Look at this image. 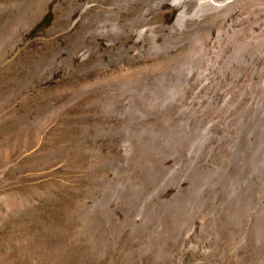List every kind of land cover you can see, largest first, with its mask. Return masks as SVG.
<instances>
[{
  "label": "rangeland",
  "instance_id": "1",
  "mask_svg": "<svg viewBox=\"0 0 264 264\" xmlns=\"http://www.w3.org/2000/svg\"><path fill=\"white\" fill-rule=\"evenodd\" d=\"M178 1L15 0L16 62L0 67V264H254L264 254L252 247L245 263L238 248L239 141L190 134L195 116L225 114V99L238 112L259 92L264 105V73L253 86L226 67L221 9L179 24Z\"/></svg>",
  "mask_w": 264,
  "mask_h": 264
},
{
  "label": "bare ground",
  "instance_id": "2",
  "mask_svg": "<svg viewBox=\"0 0 264 264\" xmlns=\"http://www.w3.org/2000/svg\"><path fill=\"white\" fill-rule=\"evenodd\" d=\"M34 1V0H33ZM50 1V0H47ZM102 1V0H100ZM115 1V0H114ZM118 1V0H117ZM132 0H119L120 3H115V4H120L125 5L128 2H130ZM137 1V0H136ZM141 1V0H140ZM148 1V0H147ZM157 1V0H156ZM174 1V0H172ZM176 1V0H175ZM180 1V2H179ZM178 2L181 4V12L179 14H177L176 16V21L180 20L182 22H185L183 20H185V14L187 12H189L190 10L192 11H197V12H202L204 14L205 13H212L213 11H219V9H221L224 12V20L225 23V28H224V35H223V48L226 51L225 53H227L226 55V59H225V63H226V67L231 69V68H236L238 73H251V78H250V83H253V86L255 85L254 80L256 78V83H257V79H258V73H264V0H225V2H223V4L221 6H219V4H206V2L202 1V2H193L191 0H179ZM219 1V0H218ZM223 1V0H222ZM88 2V0H87ZM86 2V3H87ZM144 2V1H143ZM164 2V1H163ZM163 2L161 1L160 3H158L157 7L159 9H161L160 7L162 6ZM170 2V1H169ZM204 2V3H203ZM217 2V1H216ZM100 3V2H99ZM103 3V2H102ZM101 3V4H102ZM105 3V2H104ZM133 3V2H131ZM145 3V2H144ZM215 3V2H214ZM220 3V2H219ZM29 4V3H28ZM41 4V3H40ZM149 4V3H148ZM177 4V3H176ZM221 4V3H220ZM15 0H0V67L3 65V63L6 61V57H10L11 62L15 63L16 62V56H17V43L15 40V27L12 28H7L6 23H8L9 21L11 22V20L13 18H15L14 16H16L17 14H14L15 12H19V11H15ZM21 5V4H20ZM34 5V4H33ZM69 5V4H68ZM104 5V4H103ZM110 5V4H109ZM131 5V4H130ZM151 5V3L149 4ZM93 6V4H92ZM118 6V5H116ZM128 6V5H126ZM84 7V6H83ZM82 7V9H83ZM101 7V6H100ZM107 7H109L107 5ZM112 7V6H111ZM111 7H109L111 9ZM156 7V6H155ZM156 7V8H157ZM57 8V7H56ZM104 8V7H102ZM137 8V7H136ZM140 8V7H139ZM151 8V7H150ZM153 8V7H152ZM176 8V7H175ZM178 8V7H177ZM180 8V7H179ZM85 9V7H84ZM83 9V10H84ZM129 9V8H127ZM132 9V8H131ZM142 9V8H141ZM149 9V6L148 8ZM147 9H145L147 11ZM168 9V8H167ZM170 9V8H169ZM103 10V9H102ZM134 10V8H133ZM136 10V9H135ZM153 10V9H152ZM206 10V11H203ZM65 11V10H64ZM82 11V10H80ZM89 11V10H88ZM110 11V10H109ZM121 11V10H119ZM132 11V10H131ZM168 11V10H167ZM217 11V12H218ZM221 11V12H222ZM22 12V11H21ZM151 13V11H150ZM20 14V13H19ZM81 14V13H80ZM191 14V13H190ZM194 14V13H193ZM132 15V14H131ZM170 15V14H169ZM189 15V14H188ZM195 15V14H194ZM33 16V15H32ZM101 16V15H100ZM144 15H142L143 17ZM17 17H19L17 15ZM78 17V16H77ZM192 17H194L192 15ZM191 17V19H193ZM197 17V16H196ZM222 17V16H221ZM220 17V18H221ZM108 18V17H107ZM128 17H126L127 19ZM148 18V17H147ZM86 19V18H85ZM121 19V18H120ZM125 19V17H124ZM122 19V21L124 20ZM178 19V20H177ZM189 19V18H188ZM197 19V18H196ZM15 20V19H14ZM13 20V21H14ZM88 20V18L86 19ZM119 20V19H118ZM129 20V19H128ZM127 20V21H128ZM213 20V18H212ZM17 21V19H16ZM75 21V20H74ZM83 21V20H82ZM116 21V20H115ZM120 21V20H119ZM139 21V20H137ZM175 21V22H176ZM187 21V20H186ZM216 21V20H215ZM214 21V22H215ZM221 21V20H220ZM222 21V22H223ZM25 25H24V34H27L29 29L33 26V24H35L34 20L30 19H26ZM81 22V21H80ZM84 22V21H83ZM100 22V21H99ZM125 22V21H123ZM13 23V22H12ZM88 23V22H87ZM93 23V21H92ZM126 23V22H125ZM124 23V25H125ZM133 23V22H131ZM177 23V22H176ZM179 23V21H178ZM186 23V22H185ZM15 24V23H14ZM76 24V23H75ZM96 24V23H95ZM107 24V23H106ZM136 24V23H135ZM141 24V21H140ZM180 24V23H179ZM79 25V24H78ZM85 25V23L83 24ZM100 26V24H98ZM108 25V24H107ZM183 25V24H182ZM216 25V23H215ZM221 24H219L220 26ZM82 26V25H81ZM90 26V25H89ZM111 26V25H110ZM127 26V25H125ZM134 26V25H133ZM119 26H115L116 29V33H118ZM123 27V26H121ZM120 27V28H121ZM131 27V26H130ZM206 27V26H205ZM215 27V26H212ZM234 27L238 28L237 31H233ZM71 28V27H70ZM221 28V27H218ZM5 29H9L8 31L6 30V34H5V39H1L2 33L4 32ZM106 29V28H105ZM108 29V28H107ZM106 29V30H107ZM110 29V28H109ZM108 29V30H109ZM124 29V28H123ZM122 29V30H123ZM86 30V27H84V31ZM112 30V29H111ZM114 30V29H113ZM118 30V31H117ZM121 30V31H122ZM221 30H223V28H221ZM87 31V30H86ZM100 31V30H99ZM215 31V30H214ZM97 32V31H96ZM105 32V30H104ZM103 32V33H104ZM109 32V31H108ZM113 32V31H112ZM115 32V31H114ZM212 32V31H211ZM216 32V31H215ZM84 33V32H83ZM90 33V32H89ZM101 33V31H100ZM99 33V36H100ZM123 33V32H122ZM126 33V32H125ZM213 33V32H212ZM223 33V32H222ZM88 34V33H87ZM86 34V35H87ZM124 34V33H123ZM218 34V33H217ZM92 35V33H91ZM94 35V34H93ZM112 35V34H111ZM110 35V36H111ZM119 35V33H118ZM210 35V34H209ZM216 35V34H215ZM4 36V35H3ZM81 36V35H80ZM83 36V35H82ZM108 36V35H107ZM121 36V35H119ZM125 35H122V37ZM98 37V36H97ZM103 37V36H102ZM101 37V38H102ZM121 37V38H122ZM81 38V37H80ZM87 38V37H86ZM118 38V37H116ZM119 38V39H121ZM211 38V37H210ZM199 39V38H198ZM196 40L195 42L193 41V46L195 47H199L198 46V42L199 40ZM220 39V38H219ZM89 40V39H88ZM112 40V39H111ZM116 40V39H115ZM8 42V47L7 50L4 49L5 47V42ZM86 41V39H85ZM96 41V40H95ZM94 42V41H93ZM98 42V41H97ZM115 42V41H113ZM122 43V42H121ZM128 45V44H127ZM200 45V44H199ZM59 46V45H58ZM63 47V46H62ZM72 47V46H71ZM98 49V48H97ZM87 50V49H86ZM84 51V50H82ZM85 52H89V50L85 51ZM83 54V53H82ZM87 55V54H86ZM223 56V55H222ZM118 57V56H117ZM210 57V56H209ZM83 58V57H82ZM220 59V58H219ZM197 60L201 61V54H197ZM4 67V66H3ZM7 67V66H5ZM216 67V66H215ZM225 67V66H224ZM156 68V67H155ZM215 70V69H214ZM146 71V70H145ZM229 72V71H228ZM215 73V72H214ZM227 73V72H226ZM225 75L227 76L228 74ZM201 74V73H200ZM204 74V73H203ZM210 74V73H209ZM213 74V73H212ZM242 74V75H243ZM205 75V74H204ZM219 75V74H218ZM233 75V74H232ZM262 75V74H261ZM260 75V76H261ZM200 76V75H199ZM237 76V75H236ZM206 77V76H205ZM202 77V78H205ZM217 77V76H216ZM220 77V76H219ZM240 77V76H239ZM250 77V76H249ZM262 77V76H261ZM264 77V76H263ZM263 77L260 78L261 82H263ZM221 78V77H220ZM227 78V77H226ZM232 78V77H231ZM247 78V77H246ZM209 79V78H208ZM211 79V78H210ZM213 79V78H212ZM211 79V80H212ZM221 80V79H220ZM231 80V79H230ZM236 80V79H235ZM225 81V80H224ZM169 82V81H168ZM212 82V81H211ZM215 82V80H214ZM213 82V83H214ZM221 82V81H220ZM240 82V81H239ZM248 83V82H247ZM200 84V83H199ZM218 84V83H217ZM212 85V84H211ZM235 85V84H234ZM212 87V86H211ZM245 87V86H244ZM215 88V87H214ZM219 88V87H218ZM217 89V88H216ZM242 89V88H241ZM253 89V88H252ZM240 90V89H239ZM257 90V89H256ZM261 90V89H260ZM213 91V90H212ZM248 91V90H247ZM224 92V91H223ZM211 93V92H210ZM218 93V92H217ZM230 93V92H229ZM228 93V94H229ZM238 93V92H236ZM251 93V92H250ZM13 94V93H12ZM216 94V93H215ZM232 94V93H231ZM259 92L256 94H253L252 96H250L251 98H249L247 101H245L242 105H240L238 112L236 111V104H234L231 100L225 99V105L223 108H221L222 110L224 109V113L223 115L219 114V117L217 115V117L213 116L212 114L210 115L209 118H207L206 120H203L201 117H197L195 116L194 121H193V127H191L190 129V134L191 136H194L196 134H198L200 131L205 132L207 131V134H209L210 136H208V138L210 140H214L213 139V135L214 134H220L222 137H226L228 138V147H232L234 143H237L239 141V146H240V153L237 151V153H239L240 155V159L237 158V160L240 161L241 163V167H240V171L238 173V176H236L235 178L238 177V179L240 180V186H236L240 187L241 190H238V192L242 193V198H241V204L238 203L236 205H241V210L240 208L238 209L239 211H242V217H241V223H242V227L241 228V239L240 242L237 240V243L239 242L240 245L242 247H237L238 248H242L243 250V261H247V258H249V250L250 248H256V247H261L264 244V105L261 103V99L262 96L258 95ZM209 95V94H208ZM213 95V94H212ZM222 95V94H221ZM264 95V94H263ZM207 97V96H206ZM209 97V96H208ZM216 97V96H215ZM214 97V98H215ZM222 97V96H221ZM224 97V96H223ZM222 97V98H223ZM233 97V96H232ZM235 97V96H234ZM213 100L215 101L216 98ZM218 98V97H217ZM220 98V97H219ZM221 99V98H220ZM204 100V99H203ZM238 100V98H237ZM243 100V99H242ZM206 101V100H205ZM204 101V102H205ZM211 101V100H210ZM203 102V101H202ZM207 102V101H206ZM205 102V103H206ZM209 102V101H208ZM221 103V101H218V103ZM243 102V101H242ZM212 103V102H211ZM224 103V102H223ZM201 104V101H200ZM197 105V104H196ZM203 105V104H202ZM212 105V104H211ZM209 105H207L208 107ZM219 106V105H218ZM221 106V105H220ZM199 107V106H198ZM201 107V106H200ZM203 107H205L203 105ZM217 107V105H216ZM210 108V107H209ZM208 108V109H209ZM220 108V107H219ZM193 109V108H192ZM205 109V108H204ZM207 109V110H208ZM212 109V108H211ZM210 109V110H211ZM196 110V109H195ZM199 110V109H198ZM217 110V109H216ZM220 110V109H219ZM205 111V110H204ZM212 111V110H211ZM215 111V110H214ZM221 111V110H220ZM219 111V112H220ZM207 112V111H206ZM209 112V111H208ZM194 113V111H193ZM197 113V112H196ZM200 113V112H199ZM216 113V112H215ZM218 113V111H217ZM221 113V112H220ZM183 114V113H182ZM133 115V114H132ZM194 115V114H193ZM201 115V114H200ZM207 117L209 116V114H205ZM233 115H238V120L239 122L235 123L234 118L232 117ZM188 116V115H187ZM186 116V117H187ZM190 116V115H189ZM235 117V116H234ZM235 117V119H236ZM192 118V117H191ZM205 118V117H204ZM141 119V118H140ZM224 121H223V120ZM188 120V119H187ZM191 120V119H190ZM193 120V118H192ZM202 121V122H201ZM192 122V121H189ZM222 124V127L221 125ZM178 125V124H177ZM220 125V126H218ZM236 125H238V127L240 128L239 132L237 133V135L235 136V139H237V141H234V139L232 140V136L230 135L232 133V129L236 127ZM218 126V127H215ZM219 127L221 129H219ZM238 127H236V129H238ZM207 129V130H206ZM189 130V129H188ZM172 133V132H171ZM145 134V133H144ZM205 134V133H204ZM236 134V133H235ZM145 136V135H144ZM184 137V136H183ZM189 137V136H188ZM199 137V136H198ZM197 137V138H198ZM187 138L184 137L183 140H185ZM220 138V136H219ZM225 138V139H226ZM194 140V138H192ZM222 139V138H221ZM189 140V139H188ZM196 140V139H195ZM206 140V139H205ZM216 140V139H215ZM214 140V141H215ZM192 141V140H191ZM198 141V140H197ZM208 141V140H207ZM206 141V142H207ZM221 141V140H220ZM174 142V141H173ZM200 142V141H199ZM209 142V141H208ZM195 144V143H194ZM206 144V143H205ZM214 144V143H213ZM225 144V143H224ZM197 145V144H196ZM209 145V144H208ZM211 145V144H210ZM235 145V144H234ZM215 146V145H214ZM238 146V147H239ZM208 147V146H207ZM222 147V146H221ZM218 149V148H217ZM230 149V148H229ZM210 150V148H209ZM216 150V149H215ZM222 150V149H221ZM220 150V151H221ZM219 151V152H220ZM223 151V150H222ZM221 151V152H222ZM234 151V149H233ZM232 151V152H233ZM225 152V151H224ZM228 152V151H227ZM203 153V152H202ZM229 154V153H228ZM232 153H230L231 155ZM209 156V155H208ZM220 156V155H219ZM224 156V155H223ZM229 156V155H227ZM226 156V157H227ZM234 156V155H232ZM236 156V155H235ZM234 156V157H235ZM225 157V156H224ZM223 157V158H224ZM231 157V156H230ZM169 158V157H168ZM210 158V157H209ZM222 158V159H223ZM233 158V157H232ZM226 159V158H224ZM234 159V158H233ZM209 160V159H208ZM220 160V158H219ZM200 161V160H199ZM216 161V160H215ZM226 161V160H225ZM228 161V160H227ZM235 161V160H234ZM213 162V161H212ZM230 162V161H229ZM232 162V161H231ZM237 162V161H236ZM216 163V162H215ZM227 163V162H226ZM224 164V163H222ZM238 164V163H236ZM193 165V164H192ZM219 165V164H218ZM227 165V164H226ZM233 166H235L234 164H232ZM240 165V164H238ZM196 166V165H195ZM221 166V165H220ZM223 167H226L225 164ZM220 168V167H219ZM233 168V167H231ZM223 169V168H222ZM221 169V171H222ZM234 169V168H233ZM236 169H238V167L236 166ZM205 170V169H204ZM227 173V170H224ZM235 171V170H234ZM191 172V171H190ZM224 172V173H225ZM238 172V170L236 171ZM217 173V172H215ZM229 173H231V171H229ZM233 173V172H232ZM228 174V173H227ZM227 176V175H225ZM235 176V175H234ZM218 178V177H217ZM222 178V177H221ZM233 178V177H231ZM224 179V178H223ZM220 180V178H219ZM226 180V179H225ZM229 180V177L227 179V182ZM214 181V180H213ZM216 181V180H215ZM234 180H232L233 182ZM225 182V181H224ZM221 183V182H220ZM219 183V184H220ZM229 184H232L230 182H228ZM237 183V181H236ZM218 185V183H215ZM229 184H226L229 185ZM239 184V182H238ZM237 184V185H238ZM222 185V184H221ZM220 185V186H221ZM234 185V184H232ZM232 185H230L232 187ZM234 186V188H235ZM210 187V186H208ZM217 187V186H216ZM223 187V186H222ZM229 187V186H228ZM225 188V186H224ZM239 188V189H240ZM211 190V188H209ZM213 189V188H212ZM226 189V188H225ZM207 190V189H206ZM209 190V191H210ZM218 190V189H217ZM220 190V188H219ZM224 190V189H223ZM228 191L230 189H227ZM226 190V191H227ZM231 190H233L231 188ZM236 190V189H234ZM214 191V189H213ZM227 191V192H228ZM207 192V191H206ZM224 192V191H222ZM198 193V192H197ZM232 193V192H231ZM235 193V192H234ZM233 193V194H234ZM209 194H211L209 192ZM219 194V193H218ZM228 194V193H227ZM204 195V194H203ZM208 200L211 201V199H209L208 193L205 194ZM236 195V194H235ZM213 196V195H212ZM211 196V198H212ZM218 196V195H216ZM234 196V195H232ZM183 197V196H182ZM237 197V195H236ZM241 197V195H240ZM235 198V197H234ZM233 198V199H234ZM215 199V198H214ZM232 199V201H233ZM236 199V198H235ZM234 199V200H235ZM187 200V199H186ZM204 200V199H203ZM207 200V199H206ZM205 200V201H206ZM208 200L206 203H208ZM199 201V200H198ZM192 202V201H191ZM190 202V203H191ZM204 202V201H203ZM227 202V201H226ZM194 203V201L192 202ZM200 203V202H199ZM206 203L203 204L204 207H206ZM221 203V202H220ZM220 203H218V205H220ZM224 203V202H223ZM222 203V204H223ZM184 204V203H183ZM198 204V203H196ZM195 204V205H196ZM234 204V202H233ZM194 204H192L193 207ZM194 205V206H195ZM202 205V203H201ZM208 205V204H207ZM210 205V204H209ZM226 205V204H225ZM231 205V204H229ZM203 206L201 207V209L203 208ZM212 206V205H210ZM209 206V207H210ZM214 206V204H213ZM228 206V205H227ZM235 205H233L234 207ZM191 207V206H190ZM216 208V206H214ZM196 208V207H195ZM208 208V207H207ZM214 208V209H215ZM229 208V207H228ZM194 209V207H193ZM211 209V208H210ZM213 209V211H214ZM230 209L231 206H230ZM236 209V208H234ZM192 210V209H191ZM203 210V209H202ZM222 210V207H221ZM228 210V209H227ZM237 210V209H236ZM201 211V210H200ZM209 211V210H208ZM207 211V212H208ZM233 211V210H232ZM222 212V211H221ZM226 212V211H225ZM223 212V213H225ZM235 212V211H233ZM231 212V213H233ZM160 213V212H159ZM211 213V212H210ZM214 213V212H213ZM211 213V214H213ZM227 213H229L227 211ZM237 213V212H236ZM198 215V214H197ZM209 215V214H208ZM216 215V214H215ZM223 215L222 213L219 215L221 216ZM226 214H224L225 216ZM232 215V214H231ZM189 216V215H188ZM210 216V215H209ZM208 216V217H209ZM233 216V215H232ZM231 216V217H232ZM235 216V215H234ZM238 216V215H237ZM207 217V221L204 220V222H208ZM213 217V216H212ZM231 217L229 219H231ZM204 218V216H203ZM216 218V217H215ZM222 218V217H220ZM198 219V218H196ZM205 219V218H204ZM218 219V217L216 218ZM228 220V217L226 218ZM234 219V218H232ZM237 219V217L235 218ZM234 219V220H235ZM215 219L213 218V221ZM219 220V219H218ZM222 220V219H221ZM220 220V221H221ZM233 220V221H234ZM239 220V219H238ZM188 221V220H187ZM203 221V220H202ZM226 221V220H225ZM229 221V220H228ZM196 222V221H194ZM199 222V221H198ZM205 222V223H206ZM219 222V221H218ZM224 222V221H223ZM238 223V221H235ZM184 223V222H183ZM197 223V222H196ZM195 223V224H196ZM213 223V222H212ZM222 223V222H221ZM231 223V221H230ZM234 223V222H233ZM198 224V223H197ZM207 224V223H206ZM226 224V223H225ZM200 225V224H199ZM222 225V224H220ZM224 225V224H223ZM194 226V225H193ZM227 226V225H225ZM235 226V223H234ZM218 227V226H217ZM230 227V226H228ZM211 228V227H210ZM207 228V229H210ZM223 228V227H222ZM221 228V230H222ZM226 228V227H225ZM212 229V228H211ZM228 229V228H227ZM238 229V228H237ZM214 230V228L212 229ZM220 230V228H219ZM220 230V231H221ZM226 230V229H225ZM224 230V231H225ZM179 231V230H178ZM228 231H226L227 234ZM234 232V230L232 231V233ZM238 232V231H237ZM211 233V232H210ZM216 233V230H215ZM220 233H223V231H221ZM219 233V234H220ZM212 234V233H211ZM218 234V233H217ZM221 234V235H222ZM225 234V235H226ZM230 234V233H229ZM219 235V236H221ZM228 235V234H227ZM209 236V235H208ZM212 236V235H211ZM210 236V238H211ZM218 236V235H217ZM229 236V235H228ZM232 235H230L231 237ZM234 236V235H233ZM237 236V235H236ZM226 237V236H225ZM224 237V238H225ZM239 237V236H238ZM168 238V237H167ZM227 238V237H226ZM229 238V237H228ZM227 238V239H228ZM235 238V237H234ZM234 238L232 239V241L234 240ZM237 238V237H236ZM211 240V239H209ZM221 240V239H218ZM217 241V240H216ZM223 241V240H222ZM209 242V241H208ZM236 242V241H235ZM210 243V242H209ZM215 243V242H214ZM225 243V242H224ZM223 243V244H224ZM230 243V241H229ZM238 243V244H239ZM204 244V243H203ZM211 244V243H210ZM209 244V245H210ZM218 244V243H217ZM220 244V243H219ZM221 244V245H223ZM232 244V243H230ZM235 245V243H233ZM239 245V246H240ZM216 247V246H214ZM213 246L211 248H214ZM218 248V247H216ZM221 248V247H220ZM236 248V247H235ZM227 249V247L225 248ZM224 250V249H222ZM237 250V249H236ZM212 251V249H211ZM219 251V249H218ZM224 253V252H223ZM229 253V252H228ZM236 253V252H235ZM241 253V252H240ZM258 253V252H256ZM227 254V253H226ZM231 254V252H230ZM239 254V253H238ZM254 256V254H253ZM257 259L254 260V264H264V254L262 253L261 256H258V254H255V256ZM227 260V259H226ZM231 260V259H230ZM242 260V259H240ZM229 261V260H228ZM227 262V261H226ZM225 262V263H226ZM248 262V261H247ZM218 263V262H217ZM246 263V262H245ZM229 264V263H228ZM243 264V262H242Z\"/></svg>",
  "mask_w": 264,
  "mask_h": 264
}]
</instances>
